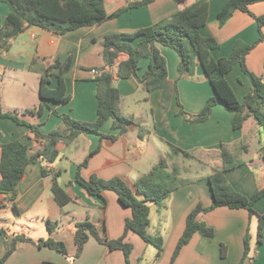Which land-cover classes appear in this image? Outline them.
I'll return each instance as SVG.
<instances>
[{"label":"crops","instance_id":"0c3cea01","mask_svg":"<svg viewBox=\"0 0 264 264\" xmlns=\"http://www.w3.org/2000/svg\"><path fill=\"white\" fill-rule=\"evenodd\" d=\"M142 1L105 0L108 15L121 9L127 11L102 24L65 35L37 27L27 28L11 41L8 51L0 52V108L2 113H12L27 124L19 125L11 119L0 118V180L3 145L20 141L29 148L30 156L44 148V140L38 138L30 126L46 135L62 126V115L86 123L96 121L97 83L93 71L98 72L105 65L103 42L108 35L134 34L201 0H154L145 6L129 7ZM206 1L209 16L200 33L218 42L219 48L212 52L213 58L229 57L237 42L257 43L246 57V66L257 77H264V27L259 30L255 19L264 17V1L249 5V13L235 11L224 25L220 24L218 14L228 0ZM9 12V7L0 2V29ZM261 36L263 39L259 42ZM137 43L138 40L134 45ZM157 48L167 61L171 86L169 99L163 98L162 90L148 93L137 80L119 79L115 75V87L121 94V111L133 122L128 130L118 135L119 130H113V122L109 120L101 132L107 136L118 135L115 140L89 134L78 137L71 144L61 142L57 147L59 157L54 163L39 159L27 167L14 201L0 194V259L11 247L10 239L13 242L18 236L35 242L52 238L64 243L68 255L19 241L6 264H170L189 214L198 205L209 207L214 202L209 183L213 172L193 178L184 175L192 173L195 161L200 162L201 168L212 166L213 171L221 168L223 146L242 162L226 172L228 183L248 198L264 189V128L254 117H249L242 129L234 130V114L222 106L213 107L206 121L191 122L189 116L202 112L214 96V89L198 62L193 75H181L177 52L160 44ZM69 57L72 62L65 74V83L71 100L67 103L47 101L42 115H38L41 70L57 61L64 64ZM126 60V55H119L115 67ZM35 61L37 64L33 66ZM149 64L148 58L141 59L137 70L139 76L147 72ZM58 72V69L53 70L52 74ZM226 79L243 103L253 88L249 75L237 65ZM57 85V79L51 78L49 87L54 89ZM181 110L187 115H181ZM172 147L195 157L173 156ZM98 148L100 150L81 170V176L86 180L93 175L104 180L120 177L135 192L138 179L162 159H167L171 167L177 165L183 178L190 180L189 184L174 191L161 208L150 205L148 234L163 238L164 249L160 257L157 258V249L153 245L130 232L125 240L133 246L128 263L122 251H111L93 236L81 256L74 258L76 223L89 219L103 238L116 240L124 235L126 220L132 218V211L121 205L116 193L106 191L102 197H94L75 180L78 166ZM240 155L246 158L240 159ZM64 174L70 176L68 181L63 180ZM55 181L71 199L69 204L62 206L56 200L52 191ZM254 210L257 214L251 215L246 209L219 207L202 215V220L214 230V239L206 243L195 234L174 264H243L247 238L249 258H252L250 264H264V228L262 238L258 237L259 215H264V197L255 204ZM48 222L57 225L54 232L49 231Z\"/></svg>","mask_w":264,"mask_h":264},{"label":"trees","instance_id":"16d2710c","mask_svg":"<svg viewBox=\"0 0 264 264\" xmlns=\"http://www.w3.org/2000/svg\"><path fill=\"white\" fill-rule=\"evenodd\" d=\"M154 0H143L129 7H141L152 3ZM180 2L186 0H179ZM264 0H228L218 14V20L224 25L237 10L249 13V5L263 2ZM9 7V14L0 29V52H6L11 48V41L21 35L27 28L37 27L58 35H65L83 27H91L116 18L127 11L121 9L108 15L105 0H0ZM209 16V3L206 0L198 1L186 9L164 19L155 25L139 30L134 34H112L108 35L103 42L105 65L98 70L95 81L97 83L98 110L95 122L86 123L74 120L69 115L60 116L62 126L46 135H42L36 127L30 126L38 138L44 140V148L29 155V148L20 141H14L3 145L1 161L0 194L9 196L13 201L17 196V188L24 178L29 165L36 163L39 159L54 163L59 157L57 149L59 143L71 144L82 135L95 134L102 138L115 140L118 135L125 133L133 124L132 119L121 111V94L115 87V75L119 79L133 78L143 85L148 93L162 90L163 98L169 99L171 86L168 81L167 61L159 52L157 45H163L176 51L180 57L179 72L181 75H193L197 62L203 67L205 75L209 79L214 96L210 98L202 112L197 116H189L193 123L206 121L213 107L222 106L234 114L232 127L234 130L242 129L249 117H254L264 128V77H257L250 72L246 66V57L257 45H246L237 42L231 55L227 58L215 60L212 52L219 48L218 42L211 37H204L200 30L207 24ZM259 30L264 27V17L255 18ZM263 39L261 36L259 42ZM138 43L134 45V42ZM124 54L127 60L115 67V60ZM143 58L150 60L149 68L142 76L138 75L139 62ZM72 57L62 64L57 61L48 68L41 70L40 74V99L41 103L36 110L42 115L47 101L67 103L71 97L67 95L65 74L71 67ZM37 62L33 63L35 66ZM240 65L243 71L249 75L253 88L250 94L241 103L229 85L226 75L235 66ZM59 70L58 74H52L53 70ZM56 78V88L49 87L51 78ZM181 115H187L180 111ZM0 118H8L19 125H27L12 113H2ZM112 120V129L119 130L117 136H107L101 132L104 124ZM100 148L91 153L83 163L78 166L76 182L83 186L89 195L102 197L106 191L117 194L121 205L132 211V218L125 222L124 235L116 240L102 237L97 226L89 219L78 222L75 225L76 254L79 258L86 243L93 236L99 243L107 246L111 251H122L128 263L133 252V246L127 243L126 237L130 232L140 236L146 243L157 249V258L161 256L164 249L162 237H152L148 234L150 227V205L155 204L161 208L177 189L190 183L182 176V170L177 166H170L167 159H162L155 164L151 171L142 176L135 183L134 192L127 182L114 177L104 180L96 175L86 180L81 176V170L89 163L90 158ZM172 155H182L185 158L195 157L189 152H184L172 147ZM220 156L222 167L215 169L209 176V183L213 193L214 202L209 207L198 205L187 217L186 228L175 249L170 264H174L181 251L192 240L195 234H199L206 243L215 237L212 228L202 220V215L209 213L219 207L230 209H246L251 215L257 214L254 210L255 204L264 197V189L257 192L251 198L237 192L227 181L226 172L240 166L241 160L237 159L224 146ZM172 157V156H171ZM46 174V173H45ZM56 200L65 206L71 199L66 191L58 186L56 181L52 187ZM57 225L48 222V229L54 232ZM264 228V215H259L258 237L262 238ZM249 238L245 241V257L243 264H250ZM32 243L38 248H48L58 251L64 255L67 249L62 242L52 238L41 239L37 242L25 236L14 238L5 256L0 259V264H6L9 257L16 249L18 242ZM224 251V250H223Z\"/></svg>","mask_w":264,"mask_h":264},{"label":"rangeland","instance_id":"374dc122","mask_svg":"<svg viewBox=\"0 0 264 264\" xmlns=\"http://www.w3.org/2000/svg\"><path fill=\"white\" fill-rule=\"evenodd\" d=\"M36 78H38V75H37ZM38 79H39V78H38ZM38 79H37V80H38ZM238 157H239L240 159L246 158L245 155H240V156H238ZM236 158H237V157H236ZM192 169H193V171H192L191 174L184 175L186 178H193V177H195V176L200 177V176H203V175H206V174H210V173L213 172V167H212V166L207 167V168H206V167H205V168H201V164H200L199 161H195V162L192 163ZM196 171H197V172H196ZM69 178H70V176H69L68 174H64V176H63V180H64V181H68Z\"/></svg>","mask_w":264,"mask_h":264},{"label":"built area","instance_id":"2783aa9c","mask_svg":"<svg viewBox=\"0 0 264 264\" xmlns=\"http://www.w3.org/2000/svg\"><path fill=\"white\" fill-rule=\"evenodd\" d=\"M93 74L97 75V74H98V72H97L96 70H94V71H93Z\"/></svg>","mask_w":264,"mask_h":264},{"label":"water","instance_id":"95a60500","mask_svg":"<svg viewBox=\"0 0 264 264\" xmlns=\"http://www.w3.org/2000/svg\"><path fill=\"white\" fill-rule=\"evenodd\" d=\"M11 242H12V238L10 239V243H9L10 245H11Z\"/></svg>","mask_w":264,"mask_h":264}]
</instances>
